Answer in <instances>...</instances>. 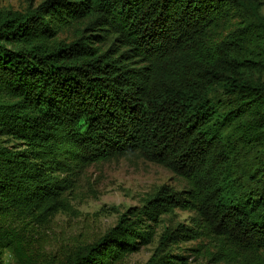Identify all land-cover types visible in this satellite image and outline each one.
Returning a JSON list of instances; mask_svg holds the SVG:
<instances>
[{
	"label": "trees",
	"instance_id": "obj_1",
	"mask_svg": "<svg viewBox=\"0 0 264 264\" xmlns=\"http://www.w3.org/2000/svg\"><path fill=\"white\" fill-rule=\"evenodd\" d=\"M263 5L43 0L24 13L0 9V264L5 254L38 264L29 224L57 211L70 175L129 157L190 190L161 186L97 240L39 264H116L151 243L162 215L190 207L231 247L264 252ZM242 12V26L209 53L196 48L209 27ZM186 232L166 228L144 264H179L162 247Z\"/></svg>",
	"mask_w": 264,
	"mask_h": 264
},
{
	"label": "rangeland",
	"instance_id": "obj_2",
	"mask_svg": "<svg viewBox=\"0 0 264 264\" xmlns=\"http://www.w3.org/2000/svg\"><path fill=\"white\" fill-rule=\"evenodd\" d=\"M42 1L0 0V9L24 13ZM244 14L220 19L196 39V48L203 54L209 53L216 44L242 26ZM260 14L264 17V5ZM77 27L78 24L67 31L66 39L77 34ZM0 141H5V138ZM70 179L72 182L62 192L57 211L43 222L29 224L28 245L38 264L52 257H61L78 245L97 240L128 209H140L161 186L174 192H188L192 184L159 165L135 157L94 162L79 173L70 175ZM178 225L187 230L183 242H168L162 251L183 257L179 264H264V252L252 253L231 247L221 237L210 233L193 207L173 208L171 213L162 215L151 243L116 264H144L159 246L163 231L175 229ZM4 260L5 264H14L9 254H5Z\"/></svg>",
	"mask_w": 264,
	"mask_h": 264
}]
</instances>
